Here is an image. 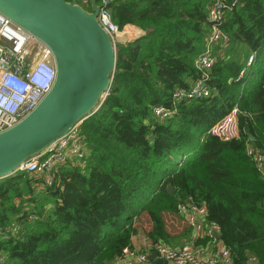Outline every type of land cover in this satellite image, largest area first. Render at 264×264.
Segmentation results:
<instances>
[{
	"label": "trees",
	"instance_id": "obj_1",
	"mask_svg": "<svg viewBox=\"0 0 264 264\" xmlns=\"http://www.w3.org/2000/svg\"><path fill=\"white\" fill-rule=\"evenodd\" d=\"M212 1L113 0L119 28L143 34L117 45L108 94L79 125L86 158L60 165L41 189L44 174L0 179V227L17 232L0 237L2 264H115L133 247L144 215L148 240L168 245L165 216L186 199L204 205L206 219L219 225L232 264L250 254L264 264V177L246 152L251 143L264 155V0L226 11L219 27L229 40L214 47L210 95L180 101L169 118L152 115L201 76L195 58ZM250 53L254 60L240 76ZM234 105L240 137L207 135Z\"/></svg>",
	"mask_w": 264,
	"mask_h": 264
},
{
	"label": "built area",
	"instance_id": "obj_2",
	"mask_svg": "<svg viewBox=\"0 0 264 264\" xmlns=\"http://www.w3.org/2000/svg\"><path fill=\"white\" fill-rule=\"evenodd\" d=\"M80 1L81 5L90 8L89 0ZM241 1H212L207 10L208 31L205 35L204 49L195 58V66L201 72V76L189 87L177 89L173 93L171 107L154 106L152 108L154 117L169 118L176 112V104L180 101L210 95L206 79L208 70L216 60L214 47L216 45L225 47L229 40L219 25L226 11L235 8ZM96 3L98 4L96 19L109 34L116 48L121 42V34L124 33L126 26L120 29L114 22L111 9L113 0H96ZM254 57V53L248 55L240 76L244 69L252 64ZM55 73V62L50 49L0 13V132L17 123L37 106L51 88ZM238 113L239 110L234 105L208 128L206 134L221 140L238 139L240 137ZM80 123L75 124L65 135L54 140L41 152L27 158L17 167V171L30 174L42 171L45 177L40 185H52L56 168L67 162L86 158L87 150L84 136L80 132ZM246 152L264 177V155L251 143H247ZM175 214L191 228L193 234L204 238V245L196 244L189 239L177 247L161 242H150L144 250L125 247L115 264H152L147 256L153 251L156 253L155 259H161L163 264H232L230 249L219 238L220 227L216 222L206 219L204 205L190 199L182 200L178 202ZM16 235L15 227H0L1 238L8 239ZM4 259L3 253L0 252V264ZM243 264L261 263L255 255L250 254Z\"/></svg>",
	"mask_w": 264,
	"mask_h": 264
},
{
	"label": "water",
	"instance_id": "obj_3",
	"mask_svg": "<svg viewBox=\"0 0 264 264\" xmlns=\"http://www.w3.org/2000/svg\"><path fill=\"white\" fill-rule=\"evenodd\" d=\"M89 4L87 9L76 0H0V13L42 41L56 67L53 84L37 106L0 132V179L103 103L116 69V48L96 19V0ZM173 190L167 186L169 193ZM155 257L154 251L147 256L152 264H163Z\"/></svg>",
	"mask_w": 264,
	"mask_h": 264
},
{
	"label": "rangeland",
	"instance_id": "obj_4",
	"mask_svg": "<svg viewBox=\"0 0 264 264\" xmlns=\"http://www.w3.org/2000/svg\"><path fill=\"white\" fill-rule=\"evenodd\" d=\"M76 1L81 4L80 0H76ZM128 29L129 27H127L125 31L129 32ZM126 38H128V36L124 35L123 33L120 41H123V39H126ZM41 174H43L42 171H38L36 173V175L38 176ZM39 186H40V189L45 187L44 185L43 186L39 185ZM51 209H52V204H49L45 207L44 211L48 213L51 211ZM145 217L146 216L144 215L143 217L138 218V222H136L138 226V232L132 238L133 241H135L134 248H137L140 250H144L150 244V241L146 237L147 230L149 229V223L147 219H145ZM165 220H166L167 229L169 230L172 236V239L170 243L168 244L169 246L177 247L189 241L188 230H191V228L183 220H181L180 218H177L176 214H171V213L166 214ZM3 258H5V254H3Z\"/></svg>",
	"mask_w": 264,
	"mask_h": 264
},
{
	"label": "crops",
	"instance_id": "obj_5",
	"mask_svg": "<svg viewBox=\"0 0 264 264\" xmlns=\"http://www.w3.org/2000/svg\"><path fill=\"white\" fill-rule=\"evenodd\" d=\"M129 27V32L131 33V36L129 38H126L125 40L121 41L120 43H126L129 41H132L136 38H138L139 36H141L143 34V31L135 26L132 25H128ZM247 54V53H246ZM245 60V57H244ZM188 238L191 240H193L196 244L199 245H204V238H202L201 236H197L195 234H193L192 230L190 232V235L188 236ZM195 239V240H194ZM132 243H133V247L135 246V241H133L132 239Z\"/></svg>",
	"mask_w": 264,
	"mask_h": 264
},
{
	"label": "bare ground",
	"instance_id": "obj_6",
	"mask_svg": "<svg viewBox=\"0 0 264 264\" xmlns=\"http://www.w3.org/2000/svg\"><path fill=\"white\" fill-rule=\"evenodd\" d=\"M126 28H127V27H126ZM126 28H125V29H126ZM122 34H123V33H122ZM122 34H121V35H122ZM124 35L128 36V38H129V37L131 36V33H129L128 31H125V32H124Z\"/></svg>",
	"mask_w": 264,
	"mask_h": 264
}]
</instances>
